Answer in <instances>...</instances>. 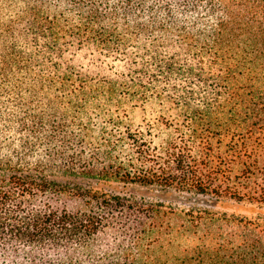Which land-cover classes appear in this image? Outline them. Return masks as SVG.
<instances>
[{
    "label": "trees",
    "instance_id": "trees-1",
    "mask_svg": "<svg viewBox=\"0 0 264 264\" xmlns=\"http://www.w3.org/2000/svg\"><path fill=\"white\" fill-rule=\"evenodd\" d=\"M89 80L177 112L85 158L33 94ZM263 206L264 0H0V264H264Z\"/></svg>",
    "mask_w": 264,
    "mask_h": 264
},
{
    "label": "rangeland",
    "instance_id": "rangeland-1",
    "mask_svg": "<svg viewBox=\"0 0 264 264\" xmlns=\"http://www.w3.org/2000/svg\"><path fill=\"white\" fill-rule=\"evenodd\" d=\"M90 50L84 48L78 56H75L74 63H86L87 59L91 58L93 54H89ZM102 58V57H101ZM109 61L107 66L103 68L100 66L97 70L92 68L88 71L89 74L99 73L104 74L106 77L111 78L117 74L125 71V65L118 60H114V68H109L112 64V60ZM124 65V66H123ZM111 69V70H110ZM127 69V68H126ZM53 82L40 87V83L34 86L33 97H42L45 99H51L56 96L58 103L55 106L60 113L59 104L65 103L68 111L67 121L71 126L68 130L75 137L72 142L74 149L71 151L79 152L82 150V154L85 158H88L91 153L94 152V148H100L103 150V139L109 134H115L123 132L126 128L133 130L146 131L151 129L154 134L153 141L159 142L162 133H160V124L156 122V119H160V116L175 115L177 110L171 108L169 102L161 100L162 98H149L148 101L142 102L139 98V94L131 92V90L123 91L120 88L116 89L112 95L105 93L106 88L112 84H118L119 82H95L89 80L88 82ZM83 83V84H81ZM74 84V86H73ZM31 86L29 82H22L20 92L22 98H30V92L33 90L28 89ZM47 87V88H46ZM72 91V92H71ZM33 92V93H34ZM65 109V108H64ZM75 117L76 123H82L83 129L79 128L78 124L74 123L71 118ZM78 138H81V146L78 143ZM70 152V151H69ZM99 164V163H98ZM73 180V179H71ZM141 195L147 196L145 190H133ZM148 194H157L156 192H148ZM169 198V197H168ZM179 199L175 200L176 204L184 205L183 201L177 203ZM202 202V200L197 199ZM198 202V203H199ZM220 211H226L228 213L251 216L257 213L258 208L253 207L247 202H233L226 201L221 206L216 207ZM261 215H264V206L262 207Z\"/></svg>",
    "mask_w": 264,
    "mask_h": 264
}]
</instances>
